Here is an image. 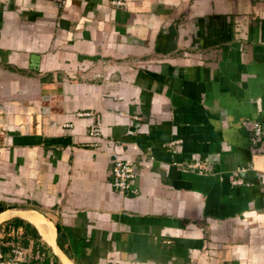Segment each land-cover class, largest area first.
Returning a JSON list of instances; mask_svg holds the SVG:
<instances>
[{
	"label": "crops",
	"instance_id": "crops-1",
	"mask_svg": "<svg viewBox=\"0 0 264 264\" xmlns=\"http://www.w3.org/2000/svg\"><path fill=\"white\" fill-rule=\"evenodd\" d=\"M256 121L264 0H0V264H264Z\"/></svg>",
	"mask_w": 264,
	"mask_h": 264
},
{
	"label": "built area",
	"instance_id": "built-area-1",
	"mask_svg": "<svg viewBox=\"0 0 264 264\" xmlns=\"http://www.w3.org/2000/svg\"><path fill=\"white\" fill-rule=\"evenodd\" d=\"M114 4H119V1H113ZM80 116L93 117L95 122L90 126L89 137L91 139L90 145L98 147L102 138L101 119L99 116H94L92 113L80 114ZM264 141V126L262 123L256 121L252 125L251 144L258 146ZM112 186L118 192L128 191L138 176V169L134 161L123 159L115 156L112 160ZM0 244L9 246L12 251V259L20 263L30 261H42L45 256L39 250L33 248H25L20 244V241L15 239L13 235L7 241L1 240Z\"/></svg>",
	"mask_w": 264,
	"mask_h": 264
},
{
	"label": "bare ground",
	"instance_id": "bare-ground-1",
	"mask_svg": "<svg viewBox=\"0 0 264 264\" xmlns=\"http://www.w3.org/2000/svg\"><path fill=\"white\" fill-rule=\"evenodd\" d=\"M29 218L39 226L46 240L53 244V239H54L53 228L51 227L49 222H47L44 218H42L40 215L36 214L35 212L30 214ZM62 260L64 261V264H72L65 258H63Z\"/></svg>",
	"mask_w": 264,
	"mask_h": 264
}]
</instances>
